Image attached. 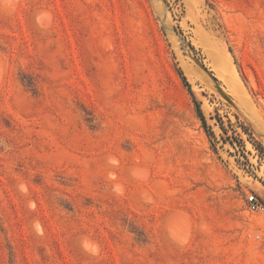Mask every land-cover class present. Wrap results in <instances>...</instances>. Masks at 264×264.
<instances>
[{
    "label": "rangeland",
    "instance_id": "rangeland-1",
    "mask_svg": "<svg viewBox=\"0 0 264 264\" xmlns=\"http://www.w3.org/2000/svg\"><path fill=\"white\" fill-rule=\"evenodd\" d=\"M249 193L264 0H0V264H264Z\"/></svg>",
    "mask_w": 264,
    "mask_h": 264
},
{
    "label": "trees",
    "instance_id": "trees-1",
    "mask_svg": "<svg viewBox=\"0 0 264 264\" xmlns=\"http://www.w3.org/2000/svg\"><path fill=\"white\" fill-rule=\"evenodd\" d=\"M179 72L182 76V79L184 81V83L188 86L191 94L193 95V98H194V101H195V104H196V111H197V114L198 116L200 117V119L202 120V123H203V126L205 127V129L207 130V132L209 133L210 132V126L208 125V122H207V119L205 117V114L201 108V103L200 101H198L193 93V91L191 90V86H190V83L188 82L187 80V77L185 76V74L183 73V71L181 69H179Z\"/></svg>",
    "mask_w": 264,
    "mask_h": 264
},
{
    "label": "built area",
    "instance_id": "built-area-1",
    "mask_svg": "<svg viewBox=\"0 0 264 264\" xmlns=\"http://www.w3.org/2000/svg\"><path fill=\"white\" fill-rule=\"evenodd\" d=\"M249 207L252 211H264V203L255 193H249L247 197Z\"/></svg>",
    "mask_w": 264,
    "mask_h": 264
}]
</instances>
